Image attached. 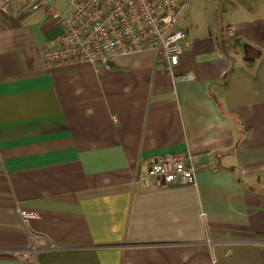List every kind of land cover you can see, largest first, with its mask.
<instances>
[{"label": "crops", "instance_id": "crops-1", "mask_svg": "<svg viewBox=\"0 0 264 264\" xmlns=\"http://www.w3.org/2000/svg\"><path fill=\"white\" fill-rule=\"evenodd\" d=\"M178 26L174 74L151 50L50 66L61 27L0 14V264H264V0ZM174 153L195 183L137 182Z\"/></svg>", "mask_w": 264, "mask_h": 264}, {"label": "built area", "instance_id": "built-area-1", "mask_svg": "<svg viewBox=\"0 0 264 264\" xmlns=\"http://www.w3.org/2000/svg\"><path fill=\"white\" fill-rule=\"evenodd\" d=\"M193 0H0V14L18 7L43 10L62 29L44 50L47 65L67 66L112 60L121 54L154 51L174 74L187 40L179 19ZM62 7V9L60 8ZM204 164L191 153L153 157L137 182L149 187L193 184ZM25 220L33 212L21 210Z\"/></svg>", "mask_w": 264, "mask_h": 264}, {"label": "rangeland", "instance_id": "rangeland-1", "mask_svg": "<svg viewBox=\"0 0 264 264\" xmlns=\"http://www.w3.org/2000/svg\"><path fill=\"white\" fill-rule=\"evenodd\" d=\"M62 9V7H60Z\"/></svg>", "mask_w": 264, "mask_h": 264}]
</instances>
